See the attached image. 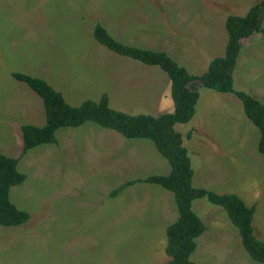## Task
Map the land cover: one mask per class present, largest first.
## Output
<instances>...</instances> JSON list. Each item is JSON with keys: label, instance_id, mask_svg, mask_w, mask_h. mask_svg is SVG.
<instances>
[{"label": "rangeland", "instance_id": "374dc122", "mask_svg": "<svg viewBox=\"0 0 264 264\" xmlns=\"http://www.w3.org/2000/svg\"><path fill=\"white\" fill-rule=\"evenodd\" d=\"M260 0H0V153L25 174L10 201L29 214L0 226V264H164L166 227L177 217L170 192L135 183L168 175L148 139H127L91 122L60 128L53 144L21 155L20 126H42L41 99L11 73L45 80L71 106L108 96L110 108L158 116L173 107L170 80L156 66L119 56L92 37L97 24L123 44L163 51L201 75L227 42L228 15L244 16ZM232 88L264 104V21L242 39ZM199 88V89H198ZM193 118L176 124L193 170L192 186L255 204L253 225L264 240V154L258 129L231 93L191 83ZM192 210L206 226L190 257L196 264H261L250 259L225 211L205 198Z\"/></svg>", "mask_w": 264, "mask_h": 264}, {"label": "trees", "instance_id": "16d2710c", "mask_svg": "<svg viewBox=\"0 0 264 264\" xmlns=\"http://www.w3.org/2000/svg\"><path fill=\"white\" fill-rule=\"evenodd\" d=\"M262 21L264 0L252 5L244 16L228 15L224 22L227 42L223 55L213 58L207 70L196 76L190 75L167 53L123 44L97 24L92 37L98 44L119 56L147 66H156L167 75L173 111L158 116L130 115L110 108L106 94H102L98 101L87 99L78 106H71L45 80L13 72L11 77L14 80L25 84L41 99L45 120L42 126H20L21 155L35 147L53 144L58 129L77 128L85 122L116 131L127 139H148L169 164V174L132 180L115 189L111 196L135 183L157 185L172 194L177 217L165 230V255L169 260L164 264H196L190 257L196 248V239L206 230V226L192 210V202L201 198L225 211L230 223L238 230L241 244L250 259L264 264V240L257 237L253 225L255 204L247 206L235 194L194 188L187 149L183 146L181 134L174 130L176 124L188 123L194 116L199 94L190 88V84L197 81L204 88L218 93H231L241 101L245 116L259 132L257 151L264 154V104L250 94L232 88V72L241 50L240 41L260 33ZM18 161V158L0 153V226L3 227H18L29 219V214L18 209L9 199L11 187L22 184L26 179L25 174L17 169Z\"/></svg>", "mask_w": 264, "mask_h": 264}, {"label": "crops", "instance_id": "0c3cea01", "mask_svg": "<svg viewBox=\"0 0 264 264\" xmlns=\"http://www.w3.org/2000/svg\"><path fill=\"white\" fill-rule=\"evenodd\" d=\"M241 48H242V43H241ZM159 51H161V50H159ZM166 53V52H165ZM180 66H183L184 68H187L185 65H180ZM170 88V87H169ZM190 88H191V84H190ZM199 89V88H198ZM195 91H197L196 89H194ZM198 92V91H197ZM169 96H170V89H169ZM170 112H172L173 111V107H171L170 106ZM167 113H169V112H167Z\"/></svg>", "mask_w": 264, "mask_h": 264}]
</instances>
